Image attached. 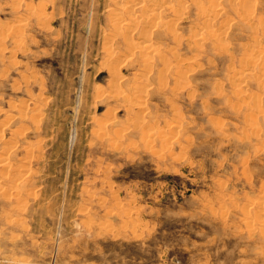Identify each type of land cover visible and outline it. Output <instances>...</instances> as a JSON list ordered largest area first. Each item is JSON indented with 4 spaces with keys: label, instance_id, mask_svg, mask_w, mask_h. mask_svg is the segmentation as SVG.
<instances>
[{
    "label": "rangeland",
    "instance_id": "374dc122",
    "mask_svg": "<svg viewBox=\"0 0 264 264\" xmlns=\"http://www.w3.org/2000/svg\"><path fill=\"white\" fill-rule=\"evenodd\" d=\"M138 1L0 0V264H264V0Z\"/></svg>",
    "mask_w": 264,
    "mask_h": 264
},
{
    "label": "bare ground",
    "instance_id": "6f19581e",
    "mask_svg": "<svg viewBox=\"0 0 264 264\" xmlns=\"http://www.w3.org/2000/svg\"><path fill=\"white\" fill-rule=\"evenodd\" d=\"M139 1H140V0H139ZM139 1H138V2H139ZM142 1H144V0H142ZM145 1H146V0H145ZM171 1H172V0H171ZM253 1H254V0H253ZM147 2H148V1H147ZM164 2H165V1H164ZM199 2H200V0H199ZM248 2H249V1H248ZM212 3H213V1H212ZM136 4H137V3H136ZM141 4H143V3H141ZM145 4H146V3H145ZM168 4H169V2H168ZM172 4H173V3H172ZM215 4H216V3H215ZM250 4H251V3H250ZM127 5H128V4H127ZM130 5H131V3H130ZM169 5H170V4H169ZM198 5H199V4H198ZM200 5H201V4H200ZM125 6H126V5H125ZM125 6H124V7H125ZM128 6H129V5H128ZM132 6H134V5H132ZM245 6H248V5H245ZM129 7H130V6H129ZM164 7H165V6H164ZM214 7H215V6H214ZM218 7H219V6H218ZM126 8H128V7L126 6ZM139 8H140V7H139ZM179 8H180V7H179ZM221 9H222V8H221ZM141 10H143V9H141ZM151 10H152V9H151ZM182 10H184V9H182ZM216 10H217V9H216ZM219 10H220V9H219ZM125 11H126V9H125ZM127 11H129V9H128ZM172 11H173V10H172ZM210 11H211V10H210ZM153 12H157V11L154 10ZM116 13H117V12H116ZM146 13H147V12H146ZM177 13H178V12H177ZM216 13H218V12H216ZM216 13H215V14H216ZM246 13H247V12H246ZM148 14H149V13H148ZM153 14H154V13H153ZM157 14H158V13L154 14V16H153V20L157 18ZM133 15H134V13H133ZM150 15H151V13H150ZM130 16H131V15H130ZM148 16H149V15H148ZM148 16H147V17H148ZM132 17H133V16H132ZM134 17H135V16H134ZM141 17H142V16H141ZM147 17H146V19H147ZM129 18H130V17H129ZM142 18H143V17H142ZM144 18H145V16H144ZM158 18H159V17H158ZM158 18H157V20H158ZM161 18H162V17H161ZM138 19H140V18H138ZM138 19H137V20H138ZM159 19H160V18H159ZM162 19H163V18H162ZM135 20H136V18H135ZM137 20H136V21H137ZM140 20H141V19H140ZM157 20H156V23H157ZM115 21H116V20H115ZM126 21H130V20H127V19H126ZM144 21H145V20H144ZM259 21H262V20H259ZM259 21H258V22H259ZM24 22H25V21H24ZM130 22H131V21H130ZM130 22H129V23H130ZM138 22H140V21H138ZM141 22L144 23L143 21H141ZM145 22H146V21H145ZM150 22H151V20H150ZM154 22H155V21H154ZM158 22H159V21H158ZM21 23H22V21H21ZM111 23H112V22H111ZM129 23H126V24H129ZM133 23H135L134 26L137 24L136 22H133ZM138 24H139V23H138ZM138 24H137V27H138ZM151 24H152V23H151ZM162 24H163V23H162ZM162 24H161V25H162ZM140 25H141V24H140ZM125 26H126V25H125ZM128 26H132V24H131V25H130V24L127 25V27L125 28L126 30H128V28H129ZM147 26H148V25H147ZM20 27H21V26H20ZM20 27H19V28H20ZM117 27H118V26H117ZM132 27H133V26H132ZM142 27L144 28V26H142ZM145 27H146V26H145ZM151 27H152V25H151ZM154 27H155V26H154ZM154 27H153V28H154ZM159 27H160V26H159ZM163 27H164V25H163ZM21 28H22V27H21ZM112 28H113V27H112ZM119 28H121V26H120ZM130 28H131V27H130ZM134 28H135V27H134ZM134 28H133V29H134ZM147 28L150 29V27H146L145 29H147ZM114 29H115V28H114ZM141 29H142V28H141ZM210 29H211V28H210ZM210 29H209V30H210ZM263 29H264V28H263ZM118 30H120V29H118ZM121 30H122V29H121ZM134 30H135V29H134ZM211 30H212V29H211ZM211 30H210V31H211ZM141 31L143 32V30H141ZM116 32H117V31H116ZM120 32H123V30L120 31ZM144 32H145V31H144ZM149 32H150L149 30H148V32L146 31V33H145L146 36H147V33H149ZM136 33H137V32H136ZM172 33L175 34V32H172ZM137 34H138V33H137ZM145 34H144V35H145ZM176 34H177V33H176ZM215 34H216V33H215ZM153 35H154V34H153ZM219 35H220V34H219ZM140 36H142V35H140ZM179 36H180V35H179ZM221 36H222V35H220L219 37H221ZM116 37H117V36H116ZM143 37H145V36H143ZM148 37H149V34H148ZM156 37H157V36H156ZM174 37H175V36H174ZM216 38H217V37H216ZM221 38H222V37H221ZM221 38H218V39L220 40ZM143 39H145V38H143ZM149 39H151V38H149ZM177 39H178V38H177ZM145 40H147V39H145ZM155 40H156V39H155ZM147 41H148V40H147ZM138 42H139V41H138ZM151 42H152V41H151ZM217 42H218V41H217ZM223 42H224V41H223ZM175 43H176V42H175ZM130 44H131V43H130ZM140 44H141V43H140ZM140 44H139V45H140ZM142 44H143V45H141V47L137 44V46H139V49L142 48V46H143V49H142L143 51H140V50H139L140 52H144V50H145V51L148 50V49L150 50L152 47H155V46H152V45H151V44H153V43H147V42H146V43H143V42H142ZM131 46H133V45H131ZM151 46H152V47H151ZM156 47H157V46H156ZM132 48H133V47H132ZM137 48H138V47H137ZM137 48H136V49H137ZM153 49H154V48H152V50H153ZM157 49H159V48H157ZM173 50H174V48H173ZM118 51H119V50H118ZM149 52H150V51H149ZM153 52H154V51H153ZM156 52H158V51H156ZM144 53H145V52H144ZM144 53H142V54H144ZM263 53H264V52H263ZM132 54H133V53H132ZM134 54H135V53H134ZM157 54H159V52L156 53V56H157ZM144 55H145V54H144ZM147 55H148V54H147ZM151 55H152V54H151V52H150V56H151ZM262 55H263V54H262ZM132 56H133V55H132ZM145 56H146V55H145ZM136 57H137V56H136ZM148 57H149V56H148ZM148 57H147V58H148ZM153 57H155V55H154ZM263 57H264V55H263ZM148 59H149V58H148ZM164 59H165V58H163V61H164ZM175 59H176V58H175ZM177 59H178V58H177ZM259 59H260V58L258 57V60H259ZM135 60H136V59H135ZM136 61L138 62V60H136ZM164 62H166V60H165ZM165 64H166V63H165ZM151 65H152V64H151ZM139 66H140V65H139ZM145 66H146V65H145ZM148 66L150 67V65H148ZM166 66H167V65H166ZM141 67H142V66H141ZM139 68H140V67H139ZM139 70H140V69H139ZM143 70H144V69H143ZM255 75H256V73H255ZM143 81H144V80H143ZM146 81H147V80H146ZM149 84H150V83H149ZM137 85H138V84H137ZM151 85H152V83H151ZM139 86H140V85H139ZM143 86H144V85H143ZM132 87H133V86H132ZM144 88H145V87H144ZM141 89H142V88H141ZM147 89H148V88H147ZM142 90H143V89H142ZM109 92H110V91H109ZM143 93H144V92H143ZM121 94H122V93H121ZM125 94H127V93H125ZM129 96H130V95H129ZM103 127H104V126H103ZM102 132H103V131H102ZM102 132H101V133H102ZM99 134H100V133H99ZM105 135H107V134H105ZM101 136H102V135H101ZM148 136H149V135H148ZM149 137H150V136H149ZM40 147H41V146H40ZM33 152H34V151H33ZM33 155H34V154H33ZM17 194H18V193H17Z\"/></svg>",
    "mask_w": 264,
    "mask_h": 264
}]
</instances>
